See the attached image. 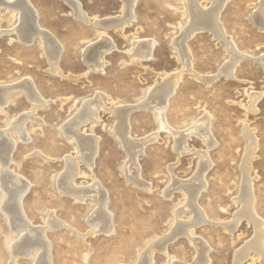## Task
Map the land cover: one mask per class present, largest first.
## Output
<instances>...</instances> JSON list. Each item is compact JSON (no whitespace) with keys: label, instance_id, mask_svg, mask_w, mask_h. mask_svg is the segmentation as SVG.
<instances>
[{"label":"rangeland","instance_id":"rangeland-1","mask_svg":"<svg viewBox=\"0 0 264 264\" xmlns=\"http://www.w3.org/2000/svg\"><path fill=\"white\" fill-rule=\"evenodd\" d=\"M29 1L40 26L61 43V74L49 70L39 38L25 43L12 29L18 24V16L0 7V30H5L0 33V86L30 79L45 99L25 121L26 140L11 132L16 144L8 171L29 182L21 205L32 227L46 225L50 215L62 223L45 230L51 264H141L150 245L157 246L161 241L166 243L164 249L151 250V264H194L200 243L207 247V264H234L235 252L254 236L248 219L242 218L233 230L224 226L242 205L237 196L244 177L245 129L255 139L247 174L253 208L256 217L264 220V68L260 60L264 55V28L255 21L261 0H225L218 22L231 45L207 28L197 29L185 42L188 66L175 44L193 21L188 0H136L134 17L122 30L114 25L82 22L67 0ZM78 1L92 20L122 15V0ZM198 2L202 9L212 7L210 0ZM101 31L114 47L105 55L101 70H88L81 54L89 43L98 42ZM135 39L155 42L149 59H130L128 52ZM232 48L240 58L231 75H226L221 69L230 62ZM160 74H179L163 115L169 129L161 127L157 105L144 104ZM253 94L258 96L250 108ZM96 95H103L104 107L98 110L96 122H85L79 133L96 138L97 153L92 166L79 162L73 185L85 188L97 183L106 194V211L112 220L108 233L88 232V219L98 205L95 199H77L58 184L66 157L80 153L76 138L63 126L84 101ZM111 104L132 107L128 115L131 140L149 139L136 157L137 181L131 178L129 151L113 131ZM30 108V101L20 92L0 110V131L29 113ZM205 115L213 145L190 130ZM187 130V150L178 153L173 132ZM201 154H205L209 166L203 173L205 186L195 206L205 220L190 225L186 233L170 237L177 221L191 224L195 219L188 192L174 181L193 179L204 160ZM3 193L0 186V264H9L18 238L10 215L5 213ZM180 209L177 219L175 213ZM252 252L240 264H260L259 256ZM38 255L39 251L19 254L13 264H36Z\"/></svg>","mask_w":264,"mask_h":264},{"label":"bare ground","instance_id":"bare-ground-1","mask_svg":"<svg viewBox=\"0 0 264 264\" xmlns=\"http://www.w3.org/2000/svg\"><path fill=\"white\" fill-rule=\"evenodd\" d=\"M67 1L69 5L72 6L75 17L81 19L82 22H91L94 26L96 25L102 27L114 25L119 30H122L124 26L129 24L133 19V7L136 2V0H122V15L115 18L106 17L107 19L104 20H98L97 18H93L92 20L83 11L78 0ZM210 1L212 2V7H210L209 10H205L207 8L202 9L201 4L198 2V0H188L193 21L191 22L192 19L190 18V26L183 31L184 33L181 34V36H179V38L175 42V44L179 47L183 57L185 58V66L189 65V55L187 54V51L185 49V42L189 35L197 29L207 28L208 30H211L215 36L223 38L226 41L227 45H231L223 35V28L218 22V14L220 8L224 6L223 4L225 0ZM0 7L11 12L12 15L16 14L18 16V24L12 29L17 32L19 37L25 43H30L31 41H33V39L39 38V40L41 41L42 49L45 51V55L50 66L49 70L53 73L61 74V68H59L58 65L62 50L61 43L54 35L45 32L44 29L40 26L37 20V12L31 5L30 1L0 0ZM263 8L264 0H261L260 8L255 15V21L258 25H260L261 28H264ZM3 31L5 30H0V33H2ZM103 31L98 33V42L93 41L89 43L88 46L82 51L81 55L84 62L87 64L88 70H101L106 63L105 55L109 53L114 47V44L109 38L105 36ZM131 45L132 47L130 48V50L128 49V55L132 61L139 62L141 59H149L151 57L155 42L152 39H135L132 41ZM231 53L232 58L230 62L224 65L221 69V72L226 75H231L234 66L240 58V55L236 53L235 49L232 48ZM260 58V60L262 61V66L264 68V55ZM68 77L70 79H75V77L73 76ZM178 78L179 74H160L158 77L157 86H154L155 89L153 88L154 90L150 92L148 100L144 103L147 104L149 102H154L155 105H157V107L155 108L156 116L158 117L162 128L169 129V127L165 126L163 115L167 98L171 93H173ZM22 91L25 93L27 99L31 103L29 113L19 116L18 119L11 123L9 128L0 131V186L3 189V194L5 196V201H3L4 209L7 211L5 213H8L10 215L12 219V227L15 233L14 236L18 238V240L15 241L14 246L12 247L11 245L12 254L10 256L11 259L9 264H13L16 256L19 254L31 255L36 251L40 252V255H38V258L36 259V264H51L49 258V244L45 240V230L48 227L60 226L62 223H60V221H57L56 219H54L55 217L53 218V216L50 215L48 221L46 222V225L39 228L32 227L30 225V222L25 219L21 205L22 198L29 189V182L24 180L20 176L8 171V165L11 161V155L16 144V140L11 136V132L18 133L21 139L26 140L28 138V134L25 131L24 127L25 121L27 118L31 117L34 109H36L38 106H42L45 102V99H42L43 97L37 90L35 84L30 79H27L21 83H17L16 85L0 86V110L5 105H7L11 101V99H13ZM257 96L258 95L256 94L250 96V108H253ZM103 99V95H96L94 99L84 101L75 116L68 120L63 126V130L67 134L76 138L80 153L74 158L66 157V167L64 172H62L60 177L58 178V184L62 191L71 194L77 199L82 200L86 197H90L92 198V200H96V204H98L97 208L88 219L90 224V230L88 231L89 233H108L112 230L111 216L106 211V194L101 190L99 185L97 183H94L93 185L85 188H79L73 185V178L76 173H78L77 167L79 162L83 161L88 165V167L92 166L93 159L97 153L96 138L81 135L79 133V127L87 121L96 122L98 118V110L104 107ZM109 109L112 113V119L115 121L113 131L122 139V141H124V144L129 151V163L132 165L131 178L137 181L136 178L138 176L139 169L136 164V157L138 152L142 150L146 141L149 139L144 138L136 141L130 139L128 115L130 114L129 112H131L130 110L132 109V107H115L113 104H111ZM208 129V117L206 115L199 118L190 128L191 131H196L204 136L207 140L206 142H208L209 145H213L215 142L210 138L211 135H209ZM245 130L246 131L244 132V138L246 137L247 139V147L245 150L246 154L244 156V159H242L244 161L241 167L243 171L242 173H244V177L242 179L243 183L241 182L242 187L240 186V196H237L239 197L242 205L239 202L241 205L240 210H238V212L235 214L234 219L224 226L226 227V229L233 230L234 228H236L237 224L242 218L250 220L254 227V236L249 242L245 243L242 248L235 252L234 264H240L241 261L246 258V256L251 251L259 256L260 264H264V220L256 217L253 208V195L250 183L251 180L250 178L248 179L247 176L248 170L250 169L249 156L253 150L252 145L254 144L255 139L251 131H249L248 129ZM187 133L188 130L184 133L173 132L175 149L178 153H182L187 150ZM201 158L204 160L201 161L200 171L198 172V174H196V176L193 177V179L189 180L186 183L174 181L177 186L183 187L188 192L190 198V200H188L190 201L189 206L193 207V210L196 211V215L193 222L191 221V224L187 222L183 223L177 221L172 234L169 235L170 237L178 233H186L188 232V227H190V225L193 226L194 224L205 220L202 212L200 210H197L195 206L196 198L205 186L203 173L209 166L208 160L205 159V154H201ZM181 212V209L177 210L175 213V217H179ZM164 244L166 243L161 241V243L158 242L156 244L157 246L150 245L149 249H147V252H145L144 256L142 257L141 264H151V250L155 247H162L164 249ZM199 246L200 248L198 250V257H196L197 259H195L196 261H194V264H207V247L202 243H200Z\"/></svg>","mask_w":264,"mask_h":264}]
</instances>
